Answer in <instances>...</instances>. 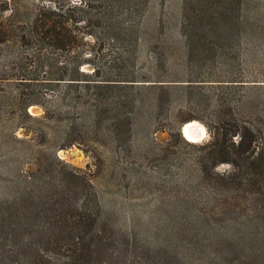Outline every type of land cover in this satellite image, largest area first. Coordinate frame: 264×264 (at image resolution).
Masks as SVG:
<instances>
[{
    "label": "rangeland",
    "instance_id": "rangeland-1",
    "mask_svg": "<svg viewBox=\"0 0 264 264\" xmlns=\"http://www.w3.org/2000/svg\"><path fill=\"white\" fill-rule=\"evenodd\" d=\"M46 1L9 0L19 10ZM181 4L138 0L135 9L114 3L115 13L140 27L134 51L128 46L122 53L134 55L124 67L128 74L172 78L175 83H185L182 79L194 78L197 72L213 79L175 87L155 107L148 104L149 91L132 94L136 106L140 99L142 104L126 108L132 115L128 129L122 123L111 131L108 123L125 113L116 101L131 87H108L107 111L98 129L89 128L74 107L75 86L31 80L41 69L28 61L30 46L15 38L0 42V201L12 199L23 188L26 174L38 173L56 156L89 176L87 207H97L98 225L110 239L107 264H264V228L240 222L239 195L228 197L198 183L196 160L198 145L209 137L208 126L217 117H264V89L253 88L264 83V32L232 31L223 47L213 45L215 51L201 60L197 53L183 69ZM242 7L248 23H264V0H242ZM101 12V7L92 9ZM102 32L97 27L95 35L83 36L82 42L92 55L104 54L106 61L120 50V40ZM124 42L133 44V35ZM105 69L112 72L113 67ZM45 87L51 88L50 96L43 95L49 92ZM29 100L39 103L25 106ZM40 103L48 108L46 117L24 114L25 106L40 115ZM191 120L201 122L205 133L186 143L179 127ZM213 169L226 172L230 165L218 163ZM225 199L234 206L223 209Z\"/></svg>",
    "mask_w": 264,
    "mask_h": 264
},
{
    "label": "trees",
    "instance_id": "trees-1",
    "mask_svg": "<svg viewBox=\"0 0 264 264\" xmlns=\"http://www.w3.org/2000/svg\"><path fill=\"white\" fill-rule=\"evenodd\" d=\"M114 3L120 8L138 7V0H47L19 10L9 0H0V42L15 38L30 46L28 61L34 69H41L33 72L31 80L75 86L78 90L72 99L85 126H100L108 108L104 104L108 87H131L116 101L124 109L121 113H125L114 115L108 123L111 131L122 123L126 129L132 126V115L126 108L136 106L134 96L142 90L151 93L148 104L155 107L175 87L213 80L199 72L194 78L182 79L185 83L128 74L124 67L134 61V55L122 53L128 46L134 51L140 27L134 19L115 13ZM96 6L101 7L100 14L92 13ZM243 9L242 0H182L178 22L183 39L182 68L197 53L201 60L215 51L213 45L223 47L234 32H264V23H248ZM97 27L103 36L120 40V50L106 61L104 54L92 55L90 46L82 42L83 36L95 35ZM132 35L133 44L124 42ZM84 65L90 68L85 69ZM107 66L113 67L112 72L105 69ZM253 88L264 89V83H255ZM45 89L49 92L43 95L50 96L51 88ZM32 101L39 103L29 100L24 105ZM138 102L140 106L141 99ZM40 105L43 112L38 116L26 111L25 106L23 112L32 119L46 117L48 108ZM208 129L209 137L198 145V183L203 182L209 190L224 191L228 197L230 193L239 195L240 222L264 228V117L258 113L220 116ZM54 158L38 173L26 174L23 188L12 199L0 201V264H107L110 239L104 227L98 225L97 207H87L91 196L88 174ZM218 163H228L230 169L214 170ZM232 206L225 199L222 208Z\"/></svg>",
    "mask_w": 264,
    "mask_h": 264
},
{
    "label": "bare ground",
    "instance_id": "bare-ground-1",
    "mask_svg": "<svg viewBox=\"0 0 264 264\" xmlns=\"http://www.w3.org/2000/svg\"><path fill=\"white\" fill-rule=\"evenodd\" d=\"M182 132L188 140L195 142L203 137L205 128L201 122L197 120H191L182 126Z\"/></svg>",
    "mask_w": 264,
    "mask_h": 264
},
{
    "label": "water",
    "instance_id": "water-1",
    "mask_svg": "<svg viewBox=\"0 0 264 264\" xmlns=\"http://www.w3.org/2000/svg\"><path fill=\"white\" fill-rule=\"evenodd\" d=\"M204 126V125H203ZM179 131H180V133H181V135L184 137V134H183V132H182V128H181V125H180V127H179ZM186 139V138H185ZM186 140H188V139H186ZM188 141H190V140H188ZM192 142V141H191Z\"/></svg>",
    "mask_w": 264,
    "mask_h": 264
}]
</instances>
